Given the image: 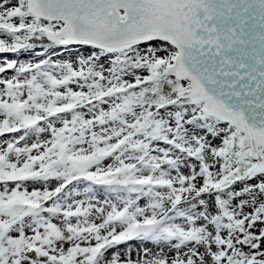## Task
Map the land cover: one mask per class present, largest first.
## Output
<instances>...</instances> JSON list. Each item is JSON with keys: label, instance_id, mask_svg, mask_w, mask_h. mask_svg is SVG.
Listing matches in <instances>:
<instances>
[{"label": "snow or ice", "instance_id": "1", "mask_svg": "<svg viewBox=\"0 0 264 264\" xmlns=\"http://www.w3.org/2000/svg\"><path fill=\"white\" fill-rule=\"evenodd\" d=\"M0 264H264V0H0Z\"/></svg>", "mask_w": 264, "mask_h": 264}]
</instances>
